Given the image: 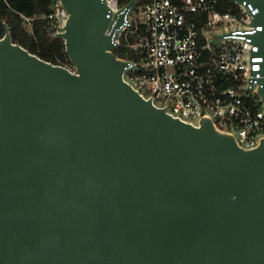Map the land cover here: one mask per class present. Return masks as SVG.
<instances>
[{"label": "water", "instance_id": "1", "mask_svg": "<svg viewBox=\"0 0 264 264\" xmlns=\"http://www.w3.org/2000/svg\"><path fill=\"white\" fill-rule=\"evenodd\" d=\"M236 1L256 10L264 100V0ZM56 2L76 73L0 38V264H264V140L244 150L123 80L136 0Z\"/></svg>", "mask_w": 264, "mask_h": 264}, {"label": "built area", "instance_id": "2", "mask_svg": "<svg viewBox=\"0 0 264 264\" xmlns=\"http://www.w3.org/2000/svg\"><path fill=\"white\" fill-rule=\"evenodd\" d=\"M105 1L107 17L129 3ZM232 2L234 11H222L219 0H136L116 43L125 55L120 58L135 66L125 69L123 80L142 98L187 124L209 119L240 148L252 150L264 140V100L258 93L263 57L252 39L256 10ZM35 18L56 38L68 13L56 2L46 14L22 16L29 30ZM67 68L76 73L73 65Z\"/></svg>", "mask_w": 264, "mask_h": 264}, {"label": "trees", "instance_id": "3", "mask_svg": "<svg viewBox=\"0 0 264 264\" xmlns=\"http://www.w3.org/2000/svg\"><path fill=\"white\" fill-rule=\"evenodd\" d=\"M130 0H120L126 4ZM148 0H139V3ZM233 0H219L222 11H234ZM138 3V4H139ZM51 0H0V38L5 34V25L8 26L12 41L26 48L41 59L53 64H71L65 51L64 40L60 37L52 38L46 32L45 21L35 18L31 30L24 27L22 16L33 17L46 14L50 11ZM114 53L125 57L122 48Z\"/></svg>", "mask_w": 264, "mask_h": 264}, {"label": "rangeland", "instance_id": "4", "mask_svg": "<svg viewBox=\"0 0 264 264\" xmlns=\"http://www.w3.org/2000/svg\"><path fill=\"white\" fill-rule=\"evenodd\" d=\"M24 27L29 30L30 29V26H27V25H24ZM59 65H62V64H59ZM62 66H67V67H71L72 65L71 64H68V63H65L64 65Z\"/></svg>", "mask_w": 264, "mask_h": 264}]
</instances>
